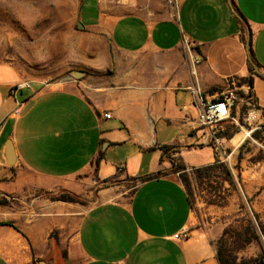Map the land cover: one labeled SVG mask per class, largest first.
Instances as JSON below:
<instances>
[{
	"label": "crops",
	"instance_id": "0c3cea01",
	"mask_svg": "<svg viewBox=\"0 0 264 264\" xmlns=\"http://www.w3.org/2000/svg\"><path fill=\"white\" fill-rule=\"evenodd\" d=\"M77 19L79 79L10 94L23 80L0 66V264H218L221 230L193 225L177 175L131 179L170 168L162 146L187 167L224 159L230 140L205 145L196 117L229 79L252 77L264 108V0H81ZM87 170L123 183L51 198Z\"/></svg>",
	"mask_w": 264,
	"mask_h": 264
},
{
	"label": "rangeland",
	"instance_id": "374dc122",
	"mask_svg": "<svg viewBox=\"0 0 264 264\" xmlns=\"http://www.w3.org/2000/svg\"><path fill=\"white\" fill-rule=\"evenodd\" d=\"M80 1L0 0V66L13 68L23 81L30 83L56 86L68 79L76 80L70 71L79 43ZM251 110V120L241 124V129L236 128L237 134L244 136L241 143L231 144L235 134L222 150L224 159L220 162L230 171L232 183L222 176L198 182L190 174L186 187L183 186L193 210V225L212 226L215 231L221 230V234L225 229L240 230L247 222L255 226L259 241L234 250L238 260L255 258L264 251V236L259 232V225H264V138L262 141L251 138L256 130L264 131V108L255 104ZM242 113L246 115L247 109L243 108ZM74 180L78 185L74 192L61 190L51 198L66 192L78 197L80 205L87 206L104 186L93 170ZM226 240L232 246L231 239Z\"/></svg>",
	"mask_w": 264,
	"mask_h": 264
},
{
	"label": "trees",
	"instance_id": "16d2710c",
	"mask_svg": "<svg viewBox=\"0 0 264 264\" xmlns=\"http://www.w3.org/2000/svg\"><path fill=\"white\" fill-rule=\"evenodd\" d=\"M251 75H255V73L251 70ZM242 82H247L252 86L253 79L252 77L241 79ZM209 93L213 94L215 89H210ZM237 130L234 127L229 125L226 126L224 132L221 133L220 137L226 140H230L235 134H237ZM264 133L263 130H256L251 134V138L255 140L262 141ZM162 156H167L170 168L167 171H157L155 173L131 179L132 185L136 183H143L146 181L154 180L162 176L167 175H177L179 181L183 186L186 187L187 181L189 179L190 174L194 177V179L198 182H203L204 180H210L213 178H218L219 176L224 178L229 184L232 183L231 173L227 169L224 163L219 160H215L212 164L202 166V167H187L185 166L180 158L170 157L169 151L172 149L171 146H162L160 147ZM99 160L95 161L96 166L98 165ZM104 186H112L122 184L123 180L118 179V175L104 179L102 181ZM186 191V189H185ZM187 193V191H186ZM187 197L189 199L188 193ZM54 201H60L65 203L72 204H82L80 199L72 194L61 192L57 197L52 198ZM190 201V199H189ZM7 201L1 200L0 206H5ZM11 225L9 222L0 223V226ZM259 232L264 236V225H259ZM229 237L231 239V245L227 243L226 238ZM259 241V234L255 228V226L251 222H247V224L242 227L240 230H223L221 236L213 243L216 251V259L218 264H264V251L256 256L255 258L250 259H242L238 260L235 254L233 253L236 249H241L246 245H249L253 242Z\"/></svg>",
	"mask_w": 264,
	"mask_h": 264
},
{
	"label": "built area",
	"instance_id": "2783aa9c",
	"mask_svg": "<svg viewBox=\"0 0 264 264\" xmlns=\"http://www.w3.org/2000/svg\"><path fill=\"white\" fill-rule=\"evenodd\" d=\"M170 7L177 4V0H161ZM31 89V83L22 81L14 84L10 88V94H15L23 90ZM257 105L253 94L252 86L241 79H229L226 89L210 98L198 99V114L196 122L199 131L204 135V144L215 151H219L221 143L225 140L220 135L229 125L240 128L241 124H246L251 120L252 110ZM247 109V114L242 113V109ZM18 109L14 111L16 114ZM109 118L110 115H105ZM184 234L175 236L176 239L183 237Z\"/></svg>",
	"mask_w": 264,
	"mask_h": 264
},
{
	"label": "water",
	"instance_id": "95a60500",
	"mask_svg": "<svg viewBox=\"0 0 264 264\" xmlns=\"http://www.w3.org/2000/svg\"><path fill=\"white\" fill-rule=\"evenodd\" d=\"M81 76H82V73H78V72L71 73L72 78L77 79ZM6 155H7L8 163H10V164L13 163V153H12V147H11L10 142L7 143ZM39 264H47V263L42 261Z\"/></svg>",
	"mask_w": 264,
	"mask_h": 264
},
{
	"label": "bare ground",
	"instance_id": "6f19581e",
	"mask_svg": "<svg viewBox=\"0 0 264 264\" xmlns=\"http://www.w3.org/2000/svg\"><path fill=\"white\" fill-rule=\"evenodd\" d=\"M244 133H246V134L248 135L247 132H244ZM247 135H246V136H247ZM243 138H244V136H243L242 134H237V135L231 140V144H232L233 146H238V145L241 143V141L243 140Z\"/></svg>",
	"mask_w": 264,
	"mask_h": 264
}]
</instances>
